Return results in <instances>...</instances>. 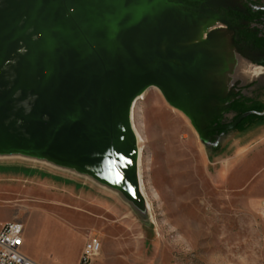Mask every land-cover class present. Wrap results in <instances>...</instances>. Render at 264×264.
Here are the masks:
<instances>
[{
    "label": "rangeland",
    "instance_id": "obj_1",
    "mask_svg": "<svg viewBox=\"0 0 264 264\" xmlns=\"http://www.w3.org/2000/svg\"><path fill=\"white\" fill-rule=\"evenodd\" d=\"M172 7V25L181 32L166 51L174 86H149L129 114L137 152L135 127L143 139L144 196L138 178L134 201L95 170L13 145L0 148V230L19 221L22 252L36 263L78 264L87 242L97 239L101 253L90 264H264V124L219 141L203 130L239 91L264 101V68L237 51L242 65L233 67L228 83L206 85L207 65L185 58L198 46L183 39L197 22L217 20L192 19Z\"/></svg>",
    "mask_w": 264,
    "mask_h": 264
},
{
    "label": "water",
    "instance_id": "obj_2",
    "mask_svg": "<svg viewBox=\"0 0 264 264\" xmlns=\"http://www.w3.org/2000/svg\"><path fill=\"white\" fill-rule=\"evenodd\" d=\"M99 1L0 0V148L13 145L95 170L135 201L131 106L149 86L173 84L168 53L147 56L146 50L180 30L172 25L168 0L113 1L86 24L46 12L39 23L33 14L35 6L63 11L78 5L86 14ZM94 49L131 57L83 61L49 77ZM176 81L182 90V80Z\"/></svg>",
    "mask_w": 264,
    "mask_h": 264
},
{
    "label": "bare ground",
    "instance_id": "obj_3",
    "mask_svg": "<svg viewBox=\"0 0 264 264\" xmlns=\"http://www.w3.org/2000/svg\"><path fill=\"white\" fill-rule=\"evenodd\" d=\"M117 1V0H102L99 1L93 8H90L88 11H86V14H84L83 5H78L75 8L68 9V10H63V11H53V10H46L42 7H37L35 6L33 8V14L37 17V21L39 23H43L46 20V17L43 15L45 12L48 15H53V14H59L63 15L65 17H71L73 18V21H81V23L86 24L88 20L93 17L95 13L98 11L104 9V7L110 2ZM136 2H143V3H154L156 0H132ZM85 15V18H81L82 15ZM74 22V23H75ZM189 26V25H187ZM216 29H220L219 32H216ZM230 33L226 31L222 25H220L217 22L209 21V20H201L197 22L196 29L193 30L189 34L187 38L183 39L184 45H194L198 46L197 50H194L193 52L187 53V56H190L191 58H195L196 61L202 63L201 65L203 66L204 64L207 65V67L204 69L206 70V74L204 77L205 84L206 85H212L214 84L215 86H218L221 83H228L229 79L227 75H229L230 72H233V67L235 65H242V59L239 58L237 53L235 51H231L230 48ZM171 41L167 37H165L159 46L157 47H151L147 49L146 55H153V54H160V55H165L166 49L170 46ZM233 48V47H232ZM189 54V55H188ZM129 58L131 57L130 55H122L121 53H116L111 49H94V50H87L83 53H81L75 61H68L65 64H63L59 69L54 71L49 77H53L54 75L64 73L68 71L70 68H72L76 63L83 62V61H90L94 59H101V58ZM223 57V58H221ZM229 57V58H228ZM130 59V58H129ZM204 61V63H203ZM219 63H222V65H219ZM208 66H214V71L210 73L211 70H209ZM202 68V67H201ZM258 69V68H257ZM198 70L199 67H198ZM210 76H213V79H210ZM146 96L145 93L141 94L133 103L131 106V113H135V109L137 106V102L141 100H145ZM136 102V104H134ZM134 105V106H133ZM132 115V116H133ZM134 129V126H133ZM136 131V132H135ZM135 136L137 138V143H138V153H137V178L139 180V186H140V191L143 195L141 186V177H140V157H141V143L143 142L142 137L140 136L138 130L134 129ZM39 160V161H38ZM35 161L38 162H49L50 164L52 163L53 165L61 168H65L67 170L74 171L76 173H79L80 170H78L75 167H71L68 165H62L61 163H57L54 160L48 159V158H40L37 157ZM84 173V172H83ZM85 175H87L85 173ZM144 196V195H143ZM148 205V204H147ZM149 208V206H148Z\"/></svg>",
    "mask_w": 264,
    "mask_h": 264
},
{
    "label": "flooded vegetation",
    "instance_id": "obj_4",
    "mask_svg": "<svg viewBox=\"0 0 264 264\" xmlns=\"http://www.w3.org/2000/svg\"><path fill=\"white\" fill-rule=\"evenodd\" d=\"M168 2L180 13L192 19L206 17L220 21L222 24L213 22L219 23L230 33L231 51L236 50V53L243 51L246 56H242L253 65L258 66L257 63L263 61V54L258 51H264V0H168ZM216 30V32L220 31V29ZM237 55L241 58L238 53ZM252 86L249 85L243 90L250 89ZM252 104L264 105V101L259 97L246 96L239 91L227 103L226 110L220 116L203 125V130L207 131V137L213 141H219L234 134L233 126L238 118L237 111ZM230 114H232L230 121L224 120V117ZM214 146L213 149L218 150L219 145Z\"/></svg>",
    "mask_w": 264,
    "mask_h": 264
},
{
    "label": "built area",
    "instance_id": "obj_5",
    "mask_svg": "<svg viewBox=\"0 0 264 264\" xmlns=\"http://www.w3.org/2000/svg\"><path fill=\"white\" fill-rule=\"evenodd\" d=\"M24 226L19 221L8 222L0 230V264H38L22 252ZM102 245L97 239H91L84 246L81 264H90L101 253Z\"/></svg>",
    "mask_w": 264,
    "mask_h": 264
},
{
    "label": "trees",
    "instance_id": "obj_6",
    "mask_svg": "<svg viewBox=\"0 0 264 264\" xmlns=\"http://www.w3.org/2000/svg\"><path fill=\"white\" fill-rule=\"evenodd\" d=\"M177 1V0H176ZM171 4V3H170ZM241 55H245L243 51H238ZM263 54V61L257 63L258 66L264 67V51H258ZM238 118L233 126L235 133H245L252 129L254 126L264 124V105L252 104L243 110H239Z\"/></svg>",
    "mask_w": 264,
    "mask_h": 264
},
{
    "label": "crops",
    "instance_id": "obj_7",
    "mask_svg": "<svg viewBox=\"0 0 264 264\" xmlns=\"http://www.w3.org/2000/svg\"><path fill=\"white\" fill-rule=\"evenodd\" d=\"M179 13H180V12H179ZM180 14H182V13H180ZM183 15H184V14H183ZM231 41H232V39H231ZM194 50H197V49H194ZM194 50H193V51H194ZM166 51H169V50L166 49ZM5 224H6V223H5ZM2 225H4V224H2ZM79 258H80V257L78 256V257H77V260H76V262H77L78 264H79V262H80V259H79Z\"/></svg>",
    "mask_w": 264,
    "mask_h": 264
}]
</instances>
